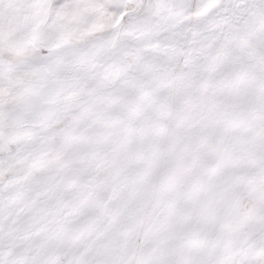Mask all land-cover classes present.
<instances>
[{"label":"snow or ice","instance_id":"snow-or-ice-1","mask_svg":"<svg viewBox=\"0 0 264 264\" xmlns=\"http://www.w3.org/2000/svg\"><path fill=\"white\" fill-rule=\"evenodd\" d=\"M0 264H264V0H0Z\"/></svg>","mask_w":264,"mask_h":264}]
</instances>
